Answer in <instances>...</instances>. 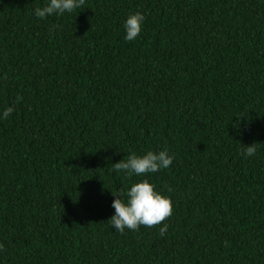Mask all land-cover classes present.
I'll list each match as a JSON object with an SVG mask.
<instances>
[{"label":"trees","instance_id":"trees-1","mask_svg":"<svg viewBox=\"0 0 264 264\" xmlns=\"http://www.w3.org/2000/svg\"><path fill=\"white\" fill-rule=\"evenodd\" d=\"M46 2L0 0V264H264V0H85L40 20ZM161 150L173 163L150 176L113 167ZM144 179L172 215L114 231L113 195Z\"/></svg>","mask_w":264,"mask_h":264},{"label":"clouds","instance_id":"clouds-1","mask_svg":"<svg viewBox=\"0 0 264 264\" xmlns=\"http://www.w3.org/2000/svg\"><path fill=\"white\" fill-rule=\"evenodd\" d=\"M85 0H47L43 7H37L34 15L40 20L52 16H63L72 13L82 7ZM146 17L136 12L127 16L123 22L124 39L132 42L142 32V27ZM14 109L9 106L0 113V120L7 119L12 115ZM244 155L253 157L256 154L254 146L244 147ZM174 157L169 155L167 150L159 152L148 151L142 156L130 154L127 160H122L113 165L117 173H124L127 177L150 176L160 170L168 169L172 165ZM169 191H172L169 188ZM114 199L111 207L114 215L110 218V223L114 231L124 234L125 230L138 231L141 226L152 228L160 225L172 215L173 203L170 197L164 196L155 190V186L148 179L134 183L126 193L113 195ZM167 230V224L160 228L163 235ZM3 245H0V250Z\"/></svg>","mask_w":264,"mask_h":264}]
</instances>
